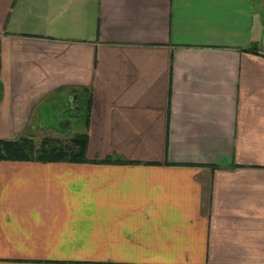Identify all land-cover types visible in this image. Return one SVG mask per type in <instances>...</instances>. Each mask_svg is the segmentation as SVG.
I'll use <instances>...</instances> for the list:
<instances>
[{
  "label": "crops",
  "instance_id": "1",
  "mask_svg": "<svg viewBox=\"0 0 264 264\" xmlns=\"http://www.w3.org/2000/svg\"><path fill=\"white\" fill-rule=\"evenodd\" d=\"M59 88L88 162L0 161V264H264V0H0V138Z\"/></svg>",
  "mask_w": 264,
  "mask_h": 264
},
{
  "label": "trees",
  "instance_id": "2",
  "mask_svg": "<svg viewBox=\"0 0 264 264\" xmlns=\"http://www.w3.org/2000/svg\"><path fill=\"white\" fill-rule=\"evenodd\" d=\"M245 50L257 53L259 48L254 46ZM65 90V88H59L53 95H59ZM68 94L72 96L71 104L76 110L77 121L83 126L82 131L76 132L69 139L68 144H63L51 137H43L37 144L29 131L14 139L0 138V161L88 162L86 151L92 106L91 93L86 88H69Z\"/></svg>",
  "mask_w": 264,
  "mask_h": 264
},
{
  "label": "rangeland",
  "instance_id": "3",
  "mask_svg": "<svg viewBox=\"0 0 264 264\" xmlns=\"http://www.w3.org/2000/svg\"><path fill=\"white\" fill-rule=\"evenodd\" d=\"M71 97L67 92L51 95L33 114L29 131L37 144L43 137H51L68 144L76 132L82 131L83 126L77 121Z\"/></svg>",
  "mask_w": 264,
  "mask_h": 264
}]
</instances>
